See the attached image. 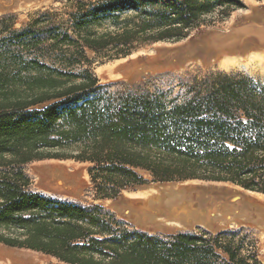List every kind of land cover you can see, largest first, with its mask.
Instances as JSON below:
<instances>
[{"label":"trees","instance_id":"1","mask_svg":"<svg viewBox=\"0 0 264 264\" xmlns=\"http://www.w3.org/2000/svg\"><path fill=\"white\" fill-rule=\"evenodd\" d=\"M245 7L62 0L19 28L14 14L0 16V244L63 264H264L249 229L150 234L98 203L186 181L264 195L263 81L199 68L101 84L89 57L178 43ZM46 159L89 164L94 203L33 191L24 167Z\"/></svg>","mask_w":264,"mask_h":264},{"label":"rangeland","instance_id":"2","mask_svg":"<svg viewBox=\"0 0 264 264\" xmlns=\"http://www.w3.org/2000/svg\"><path fill=\"white\" fill-rule=\"evenodd\" d=\"M62 0H0V16L14 14L16 27H21L29 17L39 10L60 5ZM245 8L236 11L221 21L214 17L210 25L194 31L187 39L178 43H157L146 46L124 59L106 60L89 53L93 59V71L101 84L136 83L144 78L161 73L181 74L187 70L235 71L246 73L264 82V48L249 43L243 49L227 55L238 61L236 65L226 66L212 60L205 38L214 32H224L237 28L246 21L264 26V0H243ZM203 44V45H202ZM222 64V65H221ZM89 164L75 160L46 159L35 161L24 167L32 181V190L61 200L89 205L94 203L92 186L88 174ZM68 167V168H67ZM62 174L57 180L48 183L43 176L51 178L52 171ZM51 180V179H49ZM139 191L159 193L151 206L162 209L161 215L172 216L171 209L183 207L188 194L197 196V203L207 209L210 204V218L191 214L184 216L179 229L167 230L152 223H141L133 208H126L128 197ZM216 197V198H215ZM234 200V201H233ZM238 200V201H237ZM215 202V203H214ZM106 210L114 213L130 226L150 233L173 234L192 232L198 229L212 232L246 228L251 230L259 243L260 258L264 263V195L245 192V190L224 183L186 181L178 183H149L141 187L124 190L116 199L98 202ZM219 207V209H218ZM128 212V213H127ZM154 223L155 214H149ZM0 264H63L53 257L25 249L10 248L0 244Z\"/></svg>","mask_w":264,"mask_h":264},{"label":"bare ground","instance_id":"3","mask_svg":"<svg viewBox=\"0 0 264 264\" xmlns=\"http://www.w3.org/2000/svg\"><path fill=\"white\" fill-rule=\"evenodd\" d=\"M258 24L259 23L253 21H246L237 28L233 27L224 32H214L208 35L205 38V42L209 54L213 56L211 59L216 61L221 60L223 65L232 66L236 65L238 61H236L233 56L231 58L227 57V55L243 49L248 46L249 43H252V45L255 44L254 46L260 49L264 48V26L261 27ZM51 174V178H49V176L43 177L47 179L48 183H51L53 180H57V183H60L58 179H60L62 174H57L55 170H53ZM131 196L130 198L128 197V205L126 208H133L134 211L137 212L136 219L141 223H152L162 229L175 230L179 229L180 226H185V224L182 223V218L184 216L190 217L191 214H194L196 215L195 217L198 215L199 217H208L209 219L212 213L210 204L207 203V209H203L205 207L202 208L197 203V196L194 194L187 195L188 199L185 201L183 207L171 209L169 212L172 213V216L169 218L161 215L162 209H156L155 206H151V202L156 200L159 193L139 191L135 194L133 193V195L131 194ZM149 214L156 215L157 220H155V223L153 220L149 219Z\"/></svg>","mask_w":264,"mask_h":264}]
</instances>
